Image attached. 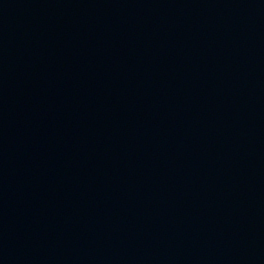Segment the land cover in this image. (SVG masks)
<instances>
[{"label": "water", "instance_id": "1", "mask_svg": "<svg viewBox=\"0 0 264 264\" xmlns=\"http://www.w3.org/2000/svg\"><path fill=\"white\" fill-rule=\"evenodd\" d=\"M0 264H264V0H0Z\"/></svg>", "mask_w": 264, "mask_h": 264}]
</instances>
